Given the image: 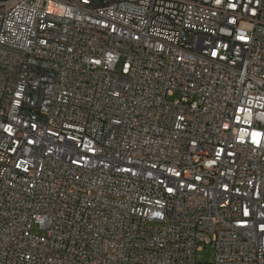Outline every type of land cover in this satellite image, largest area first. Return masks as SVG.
I'll return each instance as SVG.
<instances>
[{
	"label": "built area",
	"instance_id": "built-area-1",
	"mask_svg": "<svg viewBox=\"0 0 264 264\" xmlns=\"http://www.w3.org/2000/svg\"><path fill=\"white\" fill-rule=\"evenodd\" d=\"M0 264H264V0H0Z\"/></svg>",
	"mask_w": 264,
	"mask_h": 264
},
{
	"label": "rangeland",
	"instance_id": "rangeland-1",
	"mask_svg": "<svg viewBox=\"0 0 264 264\" xmlns=\"http://www.w3.org/2000/svg\"><path fill=\"white\" fill-rule=\"evenodd\" d=\"M34 233H41L37 226L32 227ZM213 257V248L211 245H204L201 251L196 253V258L200 262H210Z\"/></svg>",
	"mask_w": 264,
	"mask_h": 264
}]
</instances>
